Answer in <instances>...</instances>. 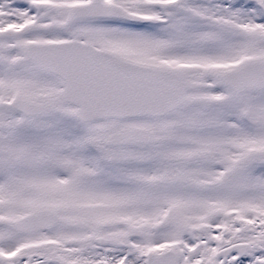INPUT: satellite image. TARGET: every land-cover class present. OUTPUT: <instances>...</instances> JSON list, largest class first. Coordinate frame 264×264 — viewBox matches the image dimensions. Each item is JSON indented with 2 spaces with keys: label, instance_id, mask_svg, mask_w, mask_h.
Instances as JSON below:
<instances>
[{
  "label": "snow or ice",
  "instance_id": "snow-or-ice-1",
  "mask_svg": "<svg viewBox=\"0 0 264 264\" xmlns=\"http://www.w3.org/2000/svg\"><path fill=\"white\" fill-rule=\"evenodd\" d=\"M0 264H264V0H0Z\"/></svg>",
  "mask_w": 264,
  "mask_h": 264
}]
</instances>
